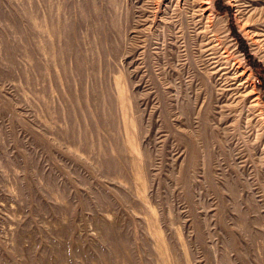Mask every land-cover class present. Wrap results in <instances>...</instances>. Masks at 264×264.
I'll return each mask as SVG.
<instances>
[{"label": "rangeland", "instance_id": "1", "mask_svg": "<svg viewBox=\"0 0 264 264\" xmlns=\"http://www.w3.org/2000/svg\"><path fill=\"white\" fill-rule=\"evenodd\" d=\"M0 264H264V0H0Z\"/></svg>", "mask_w": 264, "mask_h": 264}, {"label": "bare ground", "instance_id": "2", "mask_svg": "<svg viewBox=\"0 0 264 264\" xmlns=\"http://www.w3.org/2000/svg\"><path fill=\"white\" fill-rule=\"evenodd\" d=\"M148 9V8H147ZM141 19V18H140ZM208 42V41H207ZM226 59V58H225ZM238 59V58H237ZM243 71V70H242ZM225 72V71H224ZM235 72V71H234ZM239 74V73H238ZM242 74V73H241ZM235 76H236V74H235ZM238 76V75H237ZM220 77V76H219ZM236 78V77H235ZM227 84V83H226ZM245 85V84H244Z\"/></svg>", "mask_w": 264, "mask_h": 264}]
</instances>
